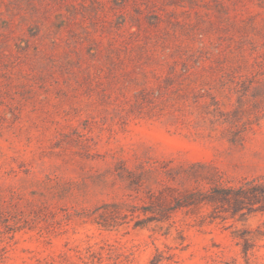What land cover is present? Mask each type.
I'll return each mask as SVG.
<instances>
[{"label": "rangeland", "instance_id": "1", "mask_svg": "<svg viewBox=\"0 0 264 264\" xmlns=\"http://www.w3.org/2000/svg\"><path fill=\"white\" fill-rule=\"evenodd\" d=\"M0 264H264V0H0Z\"/></svg>", "mask_w": 264, "mask_h": 264}]
</instances>
